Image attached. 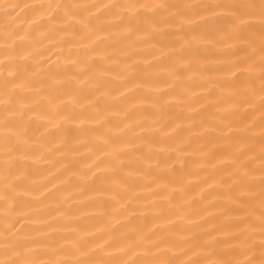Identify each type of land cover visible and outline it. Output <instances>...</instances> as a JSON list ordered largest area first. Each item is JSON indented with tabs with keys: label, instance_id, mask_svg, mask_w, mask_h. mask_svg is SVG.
I'll return each mask as SVG.
<instances>
[{
	"label": "snow or ice",
	"instance_id": "6c2138e0",
	"mask_svg": "<svg viewBox=\"0 0 264 264\" xmlns=\"http://www.w3.org/2000/svg\"><path fill=\"white\" fill-rule=\"evenodd\" d=\"M19 7L18 4L0 0V14L6 21L5 30L0 34V217L3 220L0 264H264V0H220L216 3L129 0L127 3L101 2L91 5L50 0L48 3L24 5L26 9L31 8L39 13V21H29V25L33 31L44 28L40 35L49 43L53 38L58 43H62L65 37L70 38L63 64L48 61L42 68H35L43 60H36L40 51L32 31H24L21 35L18 29L12 27L18 19V14L13 16L12 13ZM90 8L95 9L96 14L88 12L85 17L84 12ZM197 21L200 25L198 30L187 27ZM256 29L258 45L254 38ZM217 33H222L219 39ZM168 35L173 39L165 45L166 51H161L156 45L149 47L156 48L161 56L169 59L161 71L173 82L185 78V72L203 68L198 56L202 47L229 39L235 40V46L245 52L243 57L229 62L226 75L219 78V84L213 85L218 89L217 99L208 103L235 101L240 91L239 85H245L244 102L250 110L259 111L258 123L251 121L252 127L258 126L260 129L258 153L253 144L255 133L237 135L235 140L232 138L234 134L248 133V125L236 128L234 122L229 120H221L217 124L213 120L202 119L198 124L201 131L196 133L198 137H211L218 127L226 129L209 141L212 148L202 151L201 156L212 157L216 148L232 149L227 153V163L232 171L227 173L226 178H221L218 187L224 189L230 203L239 204L238 210L244 212L240 223L247 226L245 229L237 228L235 233L223 234L239 240V255L244 258L209 260V253L205 249H211L216 243V238L211 237L210 233L209 240L181 249L186 257L182 261L165 258L164 254L171 252L172 248L179 249L181 243L187 244V238L182 237L178 242L169 241L166 237L157 236L153 229L113 235L108 227L98 230L97 235L74 228L70 230L73 234L61 244L53 239V234L58 231L53 223L58 219H72L70 209L62 210L64 201L72 198L71 194L59 198L57 216L51 217L53 223L37 218L34 220L37 226L35 235L20 238L16 225L22 217L14 218L13 214L23 206L18 188L25 177L17 163L21 159H28L29 153L43 157L56 151L58 155H65L61 149L66 144L68 126L85 133H98L95 139L99 141V150L104 159L98 157L88 166V170L95 167L96 172L105 173L117 193L129 192L132 181L137 179H147L156 189H170L173 193L183 192L190 183L182 171L184 149L190 144L189 139L179 137L182 125L170 117L164 124L160 123L159 118L148 120L147 117H135L144 105H151L161 117H165L173 104H188L195 99L196 93H189L185 89L184 99H180L172 94V85L166 83L169 89L167 99L164 91L156 87L150 89L149 95L134 97L135 103L118 112L109 111L107 106H99L101 98L109 97L110 66L119 64L114 59L112 38L127 39L128 47L134 52L137 45ZM122 54L125 58L130 56L128 52ZM153 59L158 57L153 56ZM241 64L247 66L242 68ZM144 65L151 67L149 61H144ZM30 67L33 70L30 71ZM135 67L136 62L123 64L121 74L113 79L127 82L128 70ZM237 74L244 79H235ZM186 78L191 79V76ZM256 79H259L258 87L255 85ZM147 86V82L143 85L133 84V88ZM129 91L131 89L125 88V92ZM202 91L211 95L210 90ZM125 92L111 99L123 97ZM196 111L189 108L191 113ZM112 117H118L122 127L117 126L113 130ZM35 120L47 125L38 137L31 135ZM92 125L96 126L95 129L91 128ZM50 132L57 134V143L52 144L47 138ZM248 152L253 155H247ZM129 153L136 154L135 159L141 167L125 172L124 157ZM173 153L174 160L171 159ZM254 160H258V167L253 166ZM177 164L180 170L175 167ZM17 172H21V175L17 176ZM148 191L151 193L153 189ZM113 199L119 205L115 211L121 215L128 212L127 203H121L122 197L114 195ZM163 199L169 205L168 211L175 208L171 197L165 196ZM257 199L258 207L253 205ZM240 201L245 203L240 204ZM149 203L152 205L150 210L155 211L157 218H162L165 210L156 208L155 201ZM114 253L120 258H116ZM210 254L217 253L212 251ZM45 256L48 258H42ZM124 256L129 258L123 259Z\"/></svg>",
	"mask_w": 264,
	"mask_h": 264
},
{
	"label": "bare ground",
	"instance_id": "6f19581e",
	"mask_svg": "<svg viewBox=\"0 0 264 264\" xmlns=\"http://www.w3.org/2000/svg\"><path fill=\"white\" fill-rule=\"evenodd\" d=\"M6 3L20 5L16 9L13 16L18 14V19L12 27L19 30L22 35L24 31H32L33 36L37 39L36 47L39 48L40 55L36 57L37 61L43 60V63H37L35 68H42L48 61L52 64L57 62L63 64L66 59L67 46L69 37H65L62 43H58L56 38H53L52 43L45 39L40 33L44 32V28H38L35 31L29 25V21H39V13L34 12L31 8H25L24 5H35L39 3H48L50 0H5ZM59 3H80V4H99L101 2H124L129 0H56ZM170 3H185V2H211L216 3L220 0H169ZM225 2H242V0H225ZM88 12L96 14L95 9H88L84 12V16ZM111 19V17H108ZM196 21L195 17H192ZM6 21L0 14V34L5 30ZM190 29L198 30L199 22H195L190 26ZM187 30V29H186ZM217 38L222 33H217ZM254 38L259 43L258 29L255 30ZM173 39L172 36L156 37L145 41L136 46L133 52L128 47L129 41L120 37H113V47L115 49L114 59L119 61V64L111 65L112 76L109 77V97L101 98L99 101L100 107L107 106L109 111L118 112L127 107L129 104L135 103L134 97L146 96L150 94L151 88H160L165 93V98H168L169 89L166 88V83L171 84V92L174 96L184 99L183 92L185 89L189 93H196L194 100L188 104H173L167 111L165 117H161L159 113L151 107L144 105L139 109V115L135 118L147 117L148 120L160 119V123L164 124L167 118L174 119L182 125L179 132V137L187 138L190 144L184 149L183 156V173L185 179L190 181L183 192H171L170 189H156L155 185L151 184L147 179H137L132 181V187L127 193H117L113 188L111 179L105 173L96 172L93 167L91 171L88 166L97 161V158L104 159L99 150V141L95 139L98 134L96 131L81 132L73 126H68V131L65 134L66 144L61 151L65 155H58L53 151L50 155L43 157L31 155L28 159H21L17 163V167L21 169L25 179L20 181L21 187L18 191L21 193L20 199L23 206L18 208L13 214L14 218L22 217L17 223L16 228L19 229L18 236L35 235L34 229L37 227L34 224L35 219L48 220L53 223L51 217L57 216L56 207L60 197L71 194V199L65 200L62 210L70 209L72 219H58L53 223V227H57L58 231L53 234V239L63 244L67 238L73 233L71 229L78 228L82 231L96 233L98 230H103L110 227L113 235H119L121 232L133 231L138 229H153L157 236L166 237L169 241L178 242L180 238H187V244L181 243L180 248H172L171 252L165 253V258L182 261L186 257L182 254L181 249L187 248L197 243H203L211 237L216 238V243L211 249H205L209 253L208 259L220 258H235L243 259L239 255L238 244L239 240L230 239L224 235V232H233L239 229H245L246 224L240 223V218L244 216V212L238 210L239 204L233 205L224 195V189L218 187L221 183V178L227 176V173L232 171L227 161L229 159L227 153L232 151L231 148L221 147L213 149V155L209 158H202L201 152L212 148L210 140H214L221 131H226L222 126L217 128V131L211 137H198L196 133L201 129L198 127L199 121L213 120L219 124L221 120H229L234 122L236 128H243L248 125V133H239L233 135V140L237 135L256 134V139L253 140L255 152L259 151V127H252V120H259V111H253L248 108L244 102L246 93L245 85H239V94L235 101L208 103L217 99L218 89L214 88V84L220 83V77L227 73L229 62L236 61L237 57H243L244 51L239 50L235 40L223 39L214 45L202 47L199 50L198 56L202 69H193L185 72L183 79L178 82L169 80L161 71L169 63L166 56H161V51H166L165 45ZM149 45H156V48H150ZM64 51L61 52L60 49ZM130 53V56L125 58L122 54ZM153 56L158 59H153ZM59 58V60H58ZM144 61H149L151 67H145ZM136 62L134 69L128 70L129 79L127 82L113 79V77L121 74V66L123 64H131ZM247 65L241 64L240 67ZM29 70H33L32 67ZM193 72L196 74L193 75ZM191 76V79L186 77ZM207 78V80L203 79ZM235 79L240 80L239 74ZM148 83L147 87L133 88V84L143 85ZM256 87L259 86V79L255 81ZM125 88L131 89L125 92ZM202 89L210 90L211 95ZM125 92L123 97L112 100L111 97L118 96L119 93ZM189 108L197 109L195 113L189 112ZM227 110V111H225ZM42 111V109H38ZM195 122V123H194ZM47 125L43 121L35 120L31 135L34 137L40 136ZM111 126L113 130L117 126L122 127L118 117H112ZM95 125L91 128L95 129ZM131 136V133L127 134ZM52 144L57 143V134L50 132L48 137ZM135 153H129L124 157L126 167L124 171L141 167L140 163L135 159ZM247 155L252 156V152ZM171 159H175V153L171 155ZM222 161L223 163H218ZM258 160L253 161V166L258 167ZM215 165V167H213ZM104 165H101L103 167ZM177 170H180V165H175ZM95 173V175H93ZM17 176L21 172L16 173ZM258 175V173H256ZM2 177V173H0ZM212 185V187H208ZM55 186V187H54ZM171 187H176L172 185ZM80 189H84L80 191ZM148 189H153L149 193ZM24 193H28L24 195ZM122 197L121 203H127L128 212L121 215L115 211L119 205L114 201L113 197ZM171 197L172 205H175L171 211H168L169 205L163 197ZM155 201V207L164 209V216L157 218L155 211L150 210L152 205L149 203ZM240 204L245 201H240ZM258 199L253 202V205L258 207ZM258 214V213H257ZM127 216V219H125ZM3 220L0 217V232H2ZM155 225V227H154ZM215 229V230H214ZM246 234V233H245ZM243 237H241L242 239ZM0 243L3 240L0 239ZM91 246V245H90ZM164 247V245H161ZM235 249V251H233ZM199 250V249H197ZM112 252V249H106ZM215 251L216 255L210 253ZM223 254V255H222ZM99 255V254H97ZM114 255H116L114 253ZM191 255V253H189ZM47 259L48 257H42ZM116 258H120L116 255ZM124 256L123 259H128Z\"/></svg>",
	"mask_w": 264,
	"mask_h": 264
}]
</instances>
